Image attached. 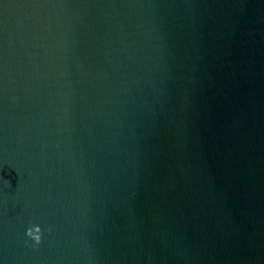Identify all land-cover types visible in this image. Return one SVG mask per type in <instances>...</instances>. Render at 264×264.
Returning a JSON list of instances; mask_svg holds the SVG:
<instances>
[{
    "label": "water",
    "instance_id": "water-1",
    "mask_svg": "<svg viewBox=\"0 0 264 264\" xmlns=\"http://www.w3.org/2000/svg\"><path fill=\"white\" fill-rule=\"evenodd\" d=\"M0 264H264V0H0Z\"/></svg>",
    "mask_w": 264,
    "mask_h": 264
}]
</instances>
